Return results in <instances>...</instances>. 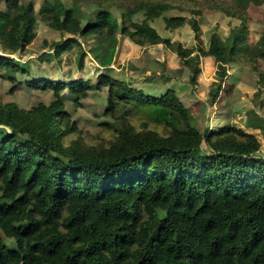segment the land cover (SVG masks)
Returning a JSON list of instances; mask_svg holds the SVG:
<instances>
[{
	"label": "trees",
	"instance_id": "obj_1",
	"mask_svg": "<svg viewBox=\"0 0 264 264\" xmlns=\"http://www.w3.org/2000/svg\"><path fill=\"white\" fill-rule=\"evenodd\" d=\"M4 2L0 71L27 76L28 67L11 55L27 50L38 18L59 34L90 37L99 49L94 59L104 69L95 86L106 88V110L119 109L121 123L108 146L64 144L76 127L61 92L87 96L92 83L83 79L23 80L25 86L51 89L55 99L48 105L25 109L0 101V264H264V157L255 133L228 124L201 132L174 87H133L112 77L110 66L118 34L140 46L164 43L190 66L189 82L195 84L197 50L217 63L209 91L214 101L227 66L247 56L244 14L227 38L213 32L207 47L193 19L197 45L186 48L162 38L149 23L170 7L165 2L126 7L128 26L101 4L84 10L44 0L36 11L33 1ZM139 11L145 18L132 21ZM185 21L165 17L168 28ZM72 45L79 47L82 66L86 53L73 37L53 42L51 56L59 59ZM257 47L264 57V33ZM259 79L264 81L263 73ZM131 110L145 112L165 133L137 130L127 119Z\"/></svg>",
	"mask_w": 264,
	"mask_h": 264
},
{
	"label": "rangeland",
	"instance_id": "obj_2",
	"mask_svg": "<svg viewBox=\"0 0 264 264\" xmlns=\"http://www.w3.org/2000/svg\"><path fill=\"white\" fill-rule=\"evenodd\" d=\"M20 3L33 1L36 11L44 0H19ZM57 1V0H49ZM68 5L80 6L84 10L96 8L101 4L110 10L120 25H129L126 7L138 6L150 1L165 2L170 7L149 23L162 38L172 43H180L186 48H195L197 41L191 28V21H197L200 27L201 45L207 47L209 38L216 32L221 38L229 36L233 27L242 23L239 15L244 14L246 33V54L227 66V76L220 81V89L214 101L210 99V88L217 80V63L210 56H203L195 50L192 56L198 55V78L195 84L189 82L190 66L164 43L137 45L125 35H117V46L114 60L110 65L112 77L129 82L133 87H144L151 92H163L172 86L182 103L189 109L193 126L201 132L219 128L224 125L236 126L246 132H254L261 142L259 156L264 157V81L259 73L264 74V57H259L261 49L257 41L264 33V0H63ZM226 8L227 14L221 8ZM5 2L0 0V9ZM234 14L230 15V14ZM184 16L186 21L176 27L168 28L165 17ZM145 18L142 11L135 13L131 20L141 22ZM36 36L24 53L12 54L28 67L27 76L18 72L0 71V101L15 102L20 107L29 109L39 103L50 104L55 99L51 89L33 88L24 85L25 79L39 80H88L92 87L88 95L80 98L68 89L61 92L64 107L68 112L69 122L75 124V131L63 138L64 144L79 140L90 147L108 146L115 136V127L121 123V111L115 109L113 114L106 110V88H96L98 75L104 69L94 59L99 51L93 39L78 35L59 34L45 26L37 19ZM68 37L80 43L86 53L79 66V47L72 45L63 52L59 59L51 56V44ZM95 46V49L92 48ZM50 53L47 59L40 56ZM0 54L4 52L0 48ZM241 56V55H240ZM47 57V56H45ZM252 57V58H251ZM14 76V80L7 77ZM127 119L137 130L155 129L165 133L161 125L154 124L148 115L139 111H128ZM12 243V241H9ZM11 246V244H9Z\"/></svg>",
	"mask_w": 264,
	"mask_h": 264
}]
</instances>
